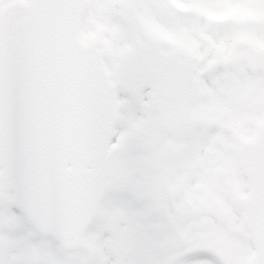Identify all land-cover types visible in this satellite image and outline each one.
<instances>
[{"label":"snow or ice","instance_id":"1","mask_svg":"<svg viewBox=\"0 0 264 264\" xmlns=\"http://www.w3.org/2000/svg\"><path fill=\"white\" fill-rule=\"evenodd\" d=\"M0 264H264V0H0Z\"/></svg>","mask_w":264,"mask_h":264}]
</instances>
